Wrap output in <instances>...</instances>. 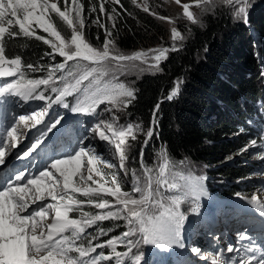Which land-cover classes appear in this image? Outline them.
<instances>
[{
  "label": "snow or ice",
  "instance_id": "obj_1",
  "mask_svg": "<svg viewBox=\"0 0 264 264\" xmlns=\"http://www.w3.org/2000/svg\"><path fill=\"white\" fill-rule=\"evenodd\" d=\"M131 3L172 25L170 47L121 51L114 36L120 16L116 6L124 8L121 0H0V97L44 102L39 110L29 109L13 117L0 130V264H147L142 251L145 245L185 248L182 233L187 215L181 205L190 197L195 201L203 195L202 178L175 172L163 148L156 152L162 163L155 167L145 163V150L157 135L159 102L146 127L142 122L123 123L118 115L137 99V89L119 77L163 72L161 62L170 52L180 50L176 42L185 37L176 20L150 9L148 0ZM174 3L181 9L179 18L200 27H204L203 15L218 8H226L235 22L247 24L253 6L252 0ZM101 16L111 22L110 27ZM93 25L103 30L99 45L85 35V29ZM21 40L41 42L50 51H43L36 60L25 59L26 52L19 48L10 54L9 45ZM35 73L42 75L30 78ZM178 92L179 81L166 99L172 100ZM102 104L105 107L98 111ZM54 105L92 117L93 135L77 139L70 151L65 149L59 155L54 148L50 162L33 175L14 165L5 171L12 160H31L42 154L47 142L64 131L60 113L50 112ZM24 129L35 132L29 135ZM22 138L29 142L18 151ZM251 144L255 147L256 141ZM137 151L139 174L129 168ZM249 203L264 213V199L253 195ZM104 221L122 223L105 228L100 223ZM118 228L124 230L110 236ZM239 239L249 237L241 232ZM226 251L243 255L230 256L227 261L213 257L211 264H264V245L229 246ZM191 253L208 264L199 247H192Z\"/></svg>",
  "mask_w": 264,
  "mask_h": 264
},
{
  "label": "trees",
  "instance_id": "obj_2",
  "mask_svg": "<svg viewBox=\"0 0 264 264\" xmlns=\"http://www.w3.org/2000/svg\"><path fill=\"white\" fill-rule=\"evenodd\" d=\"M137 2L143 3L144 0H137ZM157 2L162 0H148V5L150 9L158 13ZM121 3L124 8L116 6L120 16L114 30L116 44L120 50L133 52L150 49L169 38L167 26L155 16L136 8L131 0H121ZM129 12L132 15H128ZM85 15H87V9ZM229 18L226 12L221 11L217 13L216 18L208 16L205 19L207 27L204 30L197 27L189 28L188 32L191 36L183 44L182 49L170 54L162 66L163 72L156 75H144L136 81L137 99L131 104L130 112L134 116L149 121L154 106L159 102L158 114L162 117L158 123V140L156 141L163 149H166L174 168L186 158L213 164L219 155L227 153L228 159L215 167L228 162L229 165L219 174L227 181L233 182L234 179L246 177L260 163L252 162L250 166H242L239 164L242 158L237 163H230L232 160L230 155L242 150L243 142L237 144L236 139L228 141L227 135L230 131L237 129L236 125L243 127L251 135L252 131L259 132V127L264 124V121L253 128L242 125L246 124L247 118L256 113L254 100L262 97L264 93L256 89L252 78H245L252 71L253 62L248 56L250 53L247 44H244L245 40L239 38L245 34L244 30L242 35V32L236 33L226 26L229 24ZM101 19L109 27L111 26V22L106 21L103 16ZM252 27L264 39V9H261L253 19ZM39 34L42 33L39 32ZM85 35L92 44L99 45L103 41L104 34L102 29L93 25L85 29ZM97 36L100 40L96 39ZM24 43H27V48L20 47ZM17 48L22 53L26 52L25 59L33 60L38 59L43 51H50L47 46L34 40L27 42L21 40L19 44H10L8 51L11 54ZM205 49L207 50L204 51ZM262 54L264 55V43ZM198 55H204L203 59L199 60ZM41 75L40 73L30 74V78H39ZM181 78L186 81L185 89L183 88L175 102L166 103V96L174 87V82ZM214 112L215 117L212 119ZM254 135L258 136L255 139H259V134ZM153 151L152 161L149 160L151 158L148 152H145L144 156L145 163L150 167L159 164V157H156L155 150ZM137 168L140 169L139 158ZM238 186H229L227 191L221 192L235 195L241 191ZM242 186L246 187V184H240L239 187ZM85 210L99 211L89 208ZM184 211L187 214L186 207ZM100 223L107 228L121 222ZM122 230L124 229L118 228L110 236L118 235ZM200 238H197V244L194 247H199L207 253L203 239ZM180 262L177 261V264Z\"/></svg>",
  "mask_w": 264,
  "mask_h": 264
},
{
  "label": "rangeland",
  "instance_id": "obj_3",
  "mask_svg": "<svg viewBox=\"0 0 264 264\" xmlns=\"http://www.w3.org/2000/svg\"><path fill=\"white\" fill-rule=\"evenodd\" d=\"M183 2H190V0H182ZM253 6L250 9L249 16H248V23H237L235 22L230 15L228 14V11L226 8H218L217 10L213 11L211 14H205L202 17V21L204 24V27H200L198 24L193 25L187 22L186 20L179 18V14L181 13V9L178 5L174 3V0H162V2H157V8L158 13L163 16H169L176 20V26L180 31L182 32L183 36L185 37L182 41H177V47L179 49L183 48V44L187 41V39L191 36V33L188 32V29L191 27H197L200 30H204L207 27V23L205 19L208 16H212L213 18H216V15L218 12H226L229 15V24L226 26H229L233 31L236 33H241L244 35L239 38H243L245 40L244 44H247V48L249 50L248 56H250L252 62H253V69L250 71L245 78L249 79L252 78V80L255 83L256 89L262 91L264 93V55L262 54L263 51V43L264 39L259 36L260 34L256 33L253 30L252 24L253 19L259 14L261 9H264V0H252ZM194 12L199 14V9L193 8ZM161 21V20H160ZM164 23L168 30H169V38L162 42L160 45L152 47L157 48L161 46L170 47L171 46V39H170V28L172 27L171 24H169L167 21H161ZM99 28L98 26H96ZM183 28V29H182ZM39 32V30H38ZM42 33V32H40ZM44 34V33H42ZM46 35V34H44ZM218 36V35H217ZM101 44V43H100ZM151 49V48H150ZM147 50V49H145ZM205 49L204 51H206ZM122 51V50H121ZM125 52V51H123ZM130 53V52H126ZM172 52L168 54V58ZM204 55H198V59L202 60ZM60 59V58H58ZM161 62V67L166 62ZM161 72H156L153 74L152 72H144L139 75L133 73L126 76H120L119 79L125 83H131L133 87L136 88V81L139 80L144 75H156ZM179 81V92L178 94L172 99V100H165L166 103H172L175 102L181 95L183 88L185 89L186 81L184 79H180ZM177 82V81H176ZM176 82H174V86L176 85ZM50 94V93H49ZM12 101L14 102L13 106L7 111V116L2 118L0 120V125H7L13 117L18 118V115L25 114L26 111L29 109H36L39 110L38 105H43L44 102L42 101H20L18 97H13ZM68 101L72 103V98L68 97ZM33 103L32 106H29L30 103ZM241 103H244L241 101ZM255 103V110L256 113L252 115V117H249L245 120L246 124L242 126H250V127H256L258 126V123H261L264 121V94L262 97L258 98L257 100H254ZM131 106V105H130ZM130 106L128 109L125 110L124 113H118V115L122 116V122L128 123H138L142 122L143 126H147L150 122V120H145L143 118H139L137 116H134L130 112ZM105 105H100V109H103ZM65 109H63L60 106H53V109L50 110L51 113L56 112H62ZM130 113V115H128ZM80 114V113H79ZM251 115V114H250ZM47 117V116H46ZM162 116H159L157 114V127L155 129L156 133H158L159 126L158 123L160 121ZM215 117V112L211 116L213 119ZM79 121V123H77ZM213 122V121H212ZM77 124V125H74ZM210 124V123H209ZM95 121L92 117L80 114L79 118H74L70 122V126L77 127L79 126L80 129L78 130L77 134L68 141L67 144V150H71L70 145H75L77 139H81L85 136L91 137L93 135L91 129L94 127ZM218 125V124H217ZM239 125H236L235 130L230 131L228 136V141H235L236 143L240 144L243 142V148L242 150H239L237 152L232 153L230 156L232 157V160L230 163H237L239 159L242 158L241 162L239 163L242 166H250V163H260L257 164V166L252 169L246 177H242L239 179H234L233 182H229L224 177L220 176V172L223 171L227 167L228 162H225L224 164H221L218 167H215V165L222 163L223 161H226L228 159V155L221 154L219 155L213 164L210 163H202L198 161L191 160L189 158L184 159L182 162H180L175 168L174 171L177 173H181L185 176H191L192 178H202V185H203V195L199 196L198 200L193 201V198H189L181 205V211H184V207L187 208V221L190 224H192V229H194L195 232H197L194 236V238H190L187 235L183 236V239L185 237L190 242V252L191 248L197 244L196 240L197 238L201 237L200 239L203 241L204 245L206 246L207 254L206 252H203L205 250H202V253L207 259L212 261L213 257H217L220 259H223L218 254H225L226 258H224L225 261L228 260V258L235 257L237 255H243V253H228L226 251L227 247L234 246L236 248H240L243 246L242 242L239 239V234L241 232L245 233L249 239L248 242H253V237L251 233L248 230H245L243 227L244 223V216L247 214L244 207L241 205V203H249L251 197L253 195H256L260 197L261 199H264V160L260 159L261 156H264V131L262 130V127H259V132L252 131V135L249 134V131L245 130L243 127H238ZM214 126H212L213 128ZM26 133H34L33 129H24ZM234 131L236 133H234ZM260 135L259 139H255ZM141 140L143 139V136L141 135L139 137ZM158 140L157 135L153 138L151 141L149 147L146 149V153L148 152V155L150 156L151 160L153 159V150H155V156L156 152L161 149V144L156 141ZM242 139V140H239ZM255 140L256 146L253 147L251 142ZM85 144L88 143V140L83 141ZM97 143L96 140L92 141V144L95 145ZM105 143V142H100ZM233 143V142H229ZM220 144V142L218 143ZM207 146L212 144H206ZM247 149V150H244ZM136 155V161H129V168H135L139 174L140 169L137 168V159L138 151L135 154ZM118 163V161H117ZM159 163H162V161L159 159ZM155 167V166H151ZM86 171V169H83ZM123 175V173H121ZM98 179V177H94ZM235 182V184H234ZM240 184H246V187H239ZM232 185H239L238 188L241 189V191H238L237 194H227L222 193L228 190L229 186ZM125 190H128L127 186L125 187ZM108 199H111L108 197ZM196 207L197 211L193 212L192 208ZM122 223V222H121ZM186 223V222H185ZM185 226V224H184ZM188 227V230H189ZM198 228V231H197ZM89 232H93V229H88ZM106 237H101V240L104 241ZM239 239V241L237 240ZM201 241V242H202ZM228 241V242H227ZM238 241V242H237ZM227 242V243H226ZM247 240H244V243H248ZM189 243V242H188ZM238 243V244H235ZM118 250H123L122 248H118ZM176 250V252H175ZM179 247L173 246V248L170 249H160L157 246L152 245H145L142 247V251L145 253L144 260L147 262V264H177V261H181L180 264H201L203 263V260L198 258L194 253H191L189 255L187 252H184L181 254L184 257L176 258L174 257L172 261L169 262V259H172L170 256H176L178 253ZM99 251V250H98ZM187 253V254H186ZM183 262V263H182ZM234 263V261L232 262Z\"/></svg>",
  "mask_w": 264,
  "mask_h": 264
},
{
  "label": "bare ground",
  "instance_id": "obj_4",
  "mask_svg": "<svg viewBox=\"0 0 264 264\" xmlns=\"http://www.w3.org/2000/svg\"><path fill=\"white\" fill-rule=\"evenodd\" d=\"M74 125H77V124H74ZM12 162H13V160H12L11 163L9 164V167H8V169H6V171L9 170V168H10ZM185 222H186V223H185V226H184V229H183V233H182V235H183V236H184V235H187V236H189L190 238L193 239L194 236H195V234H196L197 232H195L194 229L191 230V229H192V224H190V227H189V222H188L187 220H186ZM188 227H189V230H188ZM197 231H198V228H197ZM185 238H186V237H185ZM190 242H191V241H189L188 244L185 243V248H183V249L179 248L178 253H177L176 256H173V255L170 256L172 259H169V262L172 261L174 257H176V258L184 257V256L181 254V252H182V253L187 252L189 255L192 256V254H191V252H190V248H189V247H190ZM175 252H176V250H175ZM187 253H186V254H187Z\"/></svg>",
  "mask_w": 264,
  "mask_h": 264
}]
</instances>
